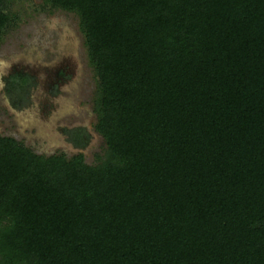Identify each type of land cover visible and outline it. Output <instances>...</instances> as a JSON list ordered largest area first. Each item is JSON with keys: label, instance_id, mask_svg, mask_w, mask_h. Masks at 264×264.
Segmentation results:
<instances>
[{"label": "trees", "instance_id": "16d2710c", "mask_svg": "<svg viewBox=\"0 0 264 264\" xmlns=\"http://www.w3.org/2000/svg\"><path fill=\"white\" fill-rule=\"evenodd\" d=\"M40 5L77 16L104 148L0 135V264H264V0Z\"/></svg>", "mask_w": 264, "mask_h": 264}, {"label": "rangeland", "instance_id": "374dc122", "mask_svg": "<svg viewBox=\"0 0 264 264\" xmlns=\"http://www.w3.org/2000/svg\"><path fill=\"white\" fill-rule=\"evenodd\" d=\"M41 0H7L13 15L0 34V135L20 141L36 154L80 153L93 164L103 151L101 136L93 129L95 76L88 63L77 16L60 8L41 7ZM64 57L72 66L70 78L51 97L49 108L40 105V85L28 86L26 99L15 103L4 87L11 66L32 69L38 62ZM84 130L85 144L78 148L66 140L61 128Z\"/></svg>", "mask_w": 264, "mask_h": 264}, {"label": "flooded vegetation", "instance_id": "af4514ba", "mask_svg": "<svg viewBox=\"0 0 264 264\" xmlns=\"http://www.w3.org/2000/svg\"><path fill=\"white\" fill-rule=\"evenodd\" d=\"M47 63L38 62L32 66V69L23 70L20 66H11L7 75L4 77V87L13 97L15 103L26 99L28 86L31 84L40 85L42 97L40 105L49 108L51 106V97L60 91V87L67 82L71 76L72 66L67 58L57 57L49 59ZM80 128H61L62 133L66 135V140L73 144L74 141L80 140L84 133Z\"/></svg>", "mask_w": 264, "mask_h": 264}]
</instances>
